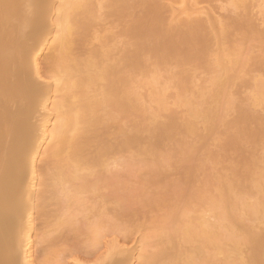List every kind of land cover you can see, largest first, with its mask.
I'll return each mask as SVG.
<instances>
[{"label":"bare ground","instance_id":"6f19581e","mask_svg":"<svg viewBox=\"0 0 264 264\" xmlns=\"http://www.w3.org/2000/svg\"><path fill=\"white\" fill-rule=\"evenodd\" d=\"M205 1L203 2L205 3ZM224 1H221L224 5H231L234 10L242 9L244 14L241 15V13L235 12L237 16L233 17V12L232 15L230 14L232 16L230 18L223 15L224 22L219 17L221 24H218L213 19L202 18L204 15L201 13L205 10H200L199 7H196L198 4L200 5V2L197 4L198 0L197 2L193 0L194 4L191 3V0H58V5L57 3L55 5V0H0V264H34L32 262L34 258H31V249H33L31 248L33 242L31 232L35 220L33 217L34 211H36V214L40 212V214H37L39 218L44 214L42 211L44 212L45 208L47 210L51 201L54 202L62 196L61 199L64 198L60 200L63 202L68 195V201H71L72 191L77 193V191L81 192V190L87 188L86 191L94 189L91 188L93 181H91L90 176L94 172V176L98 174L96 168L108 170L107 167L109 168L113 163L117 164V160H121L124 157H121V155L126 152L132 153L131 155L133 156L134 153L136 156L140 155V157L147 156L143 160L149 169L157 166L159 169L161 167L164 169L163 167H165L166 171L168 170L166 165L171 159L167 158L168 154L171 156V153L177 147L179 150L181 148V152H178V149L176 152L180 156L182 154L181 158H179L181 162L183 161L181 165L184 161L187 165L184 166V170H182L183 168L180 169L183 165L179 167L184 173V175L181 173L182 175L180 176H183L181 178L183 180L191 178L194 169L190 165L188 166V163H191L190 158H192L193 152L189 150L190 146L187 145L188 141L186 138L192 139L190 136H196L202 140L204 139L203 137L206 139L208 134L215 135L218 130L219 132L221 131L218 129L220 128L219 123H224L225 127L222 130L223 132L216 133L221 134L220 137L223 136L222 140L220 138L222 142L221 149L224 153H231L234 156L235 167L230 170L233 174L231 173L229 178L225 175H223L225 177H218L217 181L213 180V178L217 179L215 178L217 175L213 176V178H211L212 176L209 177L212 180L208 178L210 180H207L209 183L214 181L216 189L219 187L220 191L218 194L221 192V195H219V201L217 200L218 197L215 199L213 197L209 200V203H205H208L212 208L211 210L216 212L217 210H222L224 213H228L226 210L229 209L230 219H227V222L230 220L231 226L228 225L227 227L225 224V228L227 227V231L224 229L226 231L224 232L225 234L218 233V231L216 233L214 230L217 229L213 225L215 223L202 218L201 222L205 224L201 223L199 228L186 227L181 234L185 240L190 236L192 238L194 235L199 236L200 246L193 247L192 250H187V252L186 250H181L180 247L182 245L180 246L179 241H177V236L173 235L168 239L169 244H172L173 248H175L173 254H166L167 247L158 242L155 244V250L149 251V257L145 260L144 252L147 251L146 247L151 245L149 242H145L140 254L137 256L138 264H218L219 262L216 259V254L218 253H223L229 257L228 262L230 264H233L236 260L239 261L237 264H264V230L260 231L256 225L247 223L248 218L251 221L253 220V222L261 221V219L264 221V169L261 172L255 168V149L253 151L250 149V153L255 154L254 156L252 155L253 157L250 156L251 154L249 156L245 154L246 146L250 145L249 148L256 146L255 148L257 149L259 144L262 145L264 143V118L261 116L262 114H259L260 112H255L253 109L254 104L255 106L256 104L261 105V102L264 101V79L254 78L256 80L255 85H257L254 88L257 89L256 92L251 90L255 92L252 95L253 98L255 97L253 100L255 103L248 102L249 105H253V107L251 105L252 108H249L250 106L247 108V103L240 101V99L238 101V98L236 99L237 101L233 100L232 97L235 95V91H233V96H230L232 88L229 90V87L235 88L236 84H239L244 72L248 73V70L245 69L246 66H250V64L247 65L243 61V56L239 54L240 47L242 46L241 49H243V46L247 45L245 42H249L251 34V40L252 38H255L254 40L259 39L258 37L263 35L258 26L256 27L254 22H251L253 21V18H250L252 13L249 14L248 10L253 12L257 8V10L262 9L264 11L263 6L261 7L264 4V0H258V2L256 0L254 5L253 3L250 4L251 0ZM188 2L189 4H187ZM260 2H263V4ZM258 3L261 9H259ZM185 4H187V7L195 5V9L197 8L196 10H199L198 12L200 13L194 12V8H191L192 10L190 8H179V6L181 7L182 5L183 7ZM250 5L256 7L249 9ZM105 9L106 11H103ZM263 11L259 12L264 13ZM167 12H170V17H167L169 15ZM192 12L193 15L194 13L200 14V16L195 15L199 18H193L194 16H191ZM179 13L182 16L185 13L187 16L182 17ZM179 16L182 18L180 17V19ZM107 19L108 21L103 22ZM112 21L115 22L112 23ZM101 22L110 25V27L111 25H117L118 27H112L116 28L118 32L116 29L113 32L112 27L111 30H109L110 27L108 26L104 28ZM98 24L106 30L104 33H108V36L110 31H112V34H119V36L117 35L118 38L122 36L121 38L126 40L124 41L125 44L127 43L126 45L123 41L124 45L121 43L123 48H121V45L116 47L118 49L119 47L121 48L118 51L119 53L116 49L115 51L105 49L110 42L106 39L108 37L107 34L102 35L103 29L99 28ZM97 26L101 35L98 33V28L96 31H92ZM107 28H109V31H107ZM52 29H56L54 30L55 34L52 33ZM256 29L262 35L259 34L260 32L256 34ZM91 32H93L92 36ZM51 34L54 39L48 42L49 39L47 38ZM95 35L96 37H94ZM99 36H102L103 39L101 40ZM97 37V41L100 44L96 46L94 43L96 47H94V44L91 46L92 42L90 40L94 42ZM261 39L262 37L260 41ZM243 40L247 41L242 43ZM52 43L54 44L52 45ZM46 45L49 46V56L46 54L47 58L44 59L47 62L44 63L46 65V68H44L46 73L43 76L41 73L44 70L40 73L41 66L39 67L37 58L43 48L47 47ZM247 46L251 47L249 44ZM247 49L244 50L246 51ZM249 57L252 58V55ZM254 59L255 63L257 62L256 65L259 63V66H257L260 68V63L262 65V62L259 61L262 58L260 60H257L259 59L258 57ZM148 60H152L155 67V69L153 68L154 71L151 69V61ZM258 67L257 69H259ZM160 68L161 70L165 69V71L167 69L166 72L172 73V81L169 79L172 83L174 82V87L177 86L180 91H178V97H176L178 98V103L187 106L188 119L182 120L176 118L177 116H169L166 121H161L160 117H157L158 113H155V115L153 114L154 117L150 118L151 122L149 125L142 126L141 121H139V124L137 120L131 127L132 129L130 128L131 131L127 129V132L126 129H123L125 128L124 125H119L122 123V119L127 116L123 118L121 116H129V114H136L137 112L136 115L139 114L138 117H141L140 113L143 112V110H140L142 106L139 103L141 96L136 91L137 86L135 87V84L138 83L137 76L146 75L148 70L152 74L155 73V77L152 79L155 80L153 82L150 80L151 88L153 87L152 93H150L153 96L151 100L158 101L157 103L162 107L160 110L166 108L167 94L162 88H158L161 92H158L156 88L158 84L156 82H160L158 77ZM199 68L202 72L210 74L207 79H204L203 84L206 82V86H202L203 88L200 89V91L203 90L204 92H201L203 95L200 99H198L200 93L196 98L193 96L199 91L197 79L200 76L198 77L199 74H196V70H200ZM261 68L263 67L261 66ZM255 71L257 72V70ZM249 73L251 72L249 71ZM195 74L198 77L197 79ZM237 78L240 80L238 81ZM243 79L247 80V78ZM146 85H149V83ZM252 85L254 84L252 83ZM194 87H197V90ZM199 87L201 86L199 85ZM192 88L196 93H194ZM204 88L208 91V94L205 93ZM191 90H193V95ZM227 90L229 91L227 92ZM187 92L192 96V99H198V102L188 98ZM240 92V90L237 91L239 95ZM205 94L208 95V99ZM151 95H149V98ZM51 99L53 101L50 104ZM209 99L210 102L208 101ZM220 100H223L224 105H226L225 109L227 112H230L227 109H232V111L234 109L233 112H236L232 117L233 119H229L230 121L224 118L226 122H223V119H221L223 115L217 113L219 106L220 112L223 111ZM235 101L241 103L237 105ZM218 102L220 103L219 105L217 104ZM233 103H236V105ZM242 103H246V105H242ZM52 111L55 113V121H53L54 123L50 130L48 129V124L51 122ZM218 114L221 115L219 116ZM115 120L120 123L118 122L119 124L116 123V125ZM198 120H202L201 122L204 126L206 124L205 129H203L205 130L204 133L208 132V134L205 133V136L203 132V135L200 134L201 130L197 127ZM111 122L116 126H120V130L118 127L116 128L117 138L120 137L117 141L113 140V138L110 144L108 137L111 139L110 135L114 134V132L110 131L114 127ZM107 125L111 126V128H108ZM104 129L105 131H99ZM106 129H110L108 130L109 135ZM47 139H50L49 144H52H48V149L44 150L49 162L41 175V172L39 173L36 168V159L39 156L41 145ZM169 142H176L178 145L174 150L169 147L168 150L170 152H165L167 156H164L163 148ZM93 143L97 146V149H94L95 153L91 151L92 149L88 150L90 146H95ZM191 146L193 148V144ZM89 151H91L90 154ZM124 151L126 152L123 153ZM161 153L164 154V157L161 156L160 159ZM45 155L43 158H45ZM117 155L119 156L117 157ZM178 155L176 154V156ZM154 157L157 158L155 159ZM135 158L137 157L134 156L132 159L135 160ZM208 158L213 157L209 154ZM111 159L114 160L112 161ZM110 161L113 163L109 165ZM119 164L125 166L126 162L123 161L122 164ZM169 164L172 165L171 163ZM159 169L156 172L165 178L166 176L162 175L166 174L164 173L165 171L163 170L164 172H162ZM81 171L82 173H80ZM102 171H99L101 173L97 177L100 178L99 175L102 174ZM191 171L193 172L191 173ZM159 174L158 176H160ZM221 175L219 174L218 176ZM103 176L104 173L101 177L103 178ZM167 176L169 177L170 175L168 174ZM160 177L157 178L158 181L156 183L159 182ZM99 178L97 179V185L101 184L99 183ZM102 178L100 179L102 180ZM188 180L183 182L187 183L188 181L190 183L191 179ZM94 185L96 186V181ZM38 187L41 190L39 189L36 192ZM99 187H95L96 190L100 189ZM92 191H95V189ZM59 192L60 194H58ZM201 192L204 191H200V194L196 193V197L199 196V200L206 199L207 196L203 197ZM258 194L260 197H256L254 201H246L252 195ZM53 195H56L54 200L51 199L52 197L55 198ZM72 200H75L74 196ZM61 201L59 202L61 203ZM74 203L71 202V204ZM46 204L48 206L45 207ZM238 205H244L247 208L245 209L246 215L237 213ZM224 213H219L220 219L226 216V214L224 216ZM46 214L45 211L42 217ZM223 220L225 219L223 218ZM224 222L226 223V221ZM223 224L220 223L219 225ZM219 225L218 227L220 228ZM40 232L42 233L43 231L40 230ZM45 233L43 234L44 236ZM47 233L49 232L47 231ZM36 235H38L37 230ZM44 236L36 237L44 238ZM47 237L45 239H48ZM99 237L101 236L99 235ZM221 237L230 242L229 248H226V245L219 241ZM40 240L38 239L37 241ZM114 240L116 242L112 241V247H108V252H104L106 254L102 253L99 255L101 252L97 254L95 251V257L93 255L94 259L93 257V260L91 259L92 263L89 262L88 264H129L127 262L128 258H126L127 255H124L125 250L120 247L121 245L118 244L119 241L117 239ZM43 242H45L44 239ZM211 243L215 246L213 252H211L212 249L209 250L208 248V244ZM243 248H245V251ZM57 250H55L56 253ZM69 250L72 251H67L69 253L64 254L66 255L64 256L66 258L63 257L64 262H68L67 258L73 260L75 264L78 262V264H87V261H89L86 259L87 261L83 260L84 262L82 263L80 258L77 259L75 256H71L74 253L72 247ZM48 254L51 253L48 252L46 255ZM46 255L43 256L45 257L43 259H46V263L48 261L47 264H55L56 262L57 264H64L63 260L60 262L62 258H59V255L54 256L51 254L49 258H46ZM55 258H58L59 261ZM42 260L38 261L37 264L44 262ZM78 260H81V262Z\"/></svg>","mask_w":264,"mask_h":264},{"label":"rangeland","instance_id":"374dc122","mask_svg":"<svg viewBox=\"0 0 264 264\" xmlns=\"http://www.w3.org/2000/svg\"><path fill=\"white\" fill-rule=\"evenodd\" d=\"M57 1L58 0H55V5H56ZM191 1H192L191 3H193V0H191ZM200 1L201 0H198V2H197V0H196L197 4ZM203 1H205V0H202L201 2H203ZM221 1H223V0H206L205 3L203 2L201 4V2H200V5L198 4L199 6L197 5L196 7H199L200 10L201 9L202 10H205L204 11L205 13L203 11H201V12H203L201 14L204 15V16L201 15L202 18H204V19H206V18L207 19L208 18L209 19H213L218 24H221L220 23V20L222 22H224L223 15L225 17H227V18H230L232 16L233 17L234 16H237V14H235V12H239V13H241V15L244 14V10H242V9L234 10L231 5H227V4L224 5ZM228 1L229 0H227V2ZM251 1H250V4L251 3H253V5L256 4V0H255V2H254V0H253V2H251ZM257 2H258V0H257ZM263 2H260V3L263 4ZM187 4H189V2ZM187 4L184 5L186 7H184V6L182 7V5H181V7L179 6V8L180 9H182V8H187V9L188 8H190V9L191 8H194V10H193L194 12H198L199 11V10H196L197 8L195 9V5L192 6V4H191L192 7H187ZM57 5H58V3H57ZM257 5L259 6V3ZM201 6H202V8H201ZM205 6H206V8H205ZM224 6H226V7H224ZM227 6H228V8L230 10H232L231 12L227 8ZM262 6L264 8V4L261 5V7ZM255 7L256 6H253V7L251 6V7H249V9L250 8L253 9ZM261 7L259 9H261ZM225 8L228 9L229 12ZM254 10L255 11H253V12H251V10H248L249 11V14L250 13L253 14V15L251 14V17H250V18H253V21H251V22L252 23L254 22V24L256 25V27L258 26V29L263 33V35H262L261 32L258 31V29H256L257 33L254 31L256 34H258V32H260L259 34L262 35L261 36L262 39L260 41V38L261 37L260 36L258 37L256 34H253L254 36H257L259 39L254 40L255 38L254 39L252 38V40H251V37H252V34H251V37L248 40L249 42H245V44H247V45L249 44V45H251V47L250 46H247V45H245L246 47L243 46L244 47L243 49H241L242 46L240 47V53L239 54H241V56H243V58H242V59H244L243 61L246 62L247 65L250 64V66H246V68L243 66L245 69L248 70L247 71L248 73L244 72L245 70L243 71L244 72V75L246 74V76L243 75V78H247L248 81L240 77L242 80L239 79L240 80L239 84H236V86L238 85L237 86L238 88L235 85H234L235 88L229 87V90L232 88L231 89L232 92H231V95L230 96H233L232 95L233 94V91H235L234 94L236 96L234 95L232 97L233 100L234 99L236 100L238 98L237 99L238 101L240 99V101L246 102L247 103V108L249 106H250L249 108H252L253 107V105L251 104L252 105V107H251V105H249L248 102H251L252 103L253 100H254V98H255V97L254 98L252 97V95L255 94L256 89H257V88H254L255 86H257V85H255V82H256L255 79L258 78V77H259V80H260V78L261 79H264V70H263L264 69V64H263L264 63V60H263L264 57H262V56H264V52H263L264 51V18H263L264 17V13L259 12V11H263L262 9L261 10H257V8H255ZM103 11H106V9L103 10ZM167 13H169V15L167 14L168 15L167 17H170V12H167ZM198 13H200V12H198ZM198 13H194V15H193V12H192V15L191 16H194L193 18H195L196 16H200V14H198ZM232 13H233V15H232ZM239 13H238V15H239ZM179 14H181V13H179ZM230 14L232 16H230ZM185 15H186L185 13H184V16H182V14H181L182 17H186L187 16V15L186 16ZM181 16H179V18ZM219 17H220V20H219ZM53 18H54V16H53ZM196 18H199V17H196ZM106 21H108V19L105 20V21H103V22H106ZM114 22L112 21V23H114ZM104 24L101 22V25L104 28H106L107 26L110 27V25L105 24V26H104ZM254 24H252V25H254ZM98 26H99V28L103 29V31L102 30L101 31L103 33L102 35H104L105 34L104 32H106V30L104 28H102V26L100 27V24H98ZM98 26L94 30H92V31H96V29L98 28ZM112 26L113 25H111V27ZM115 26H117V25H115ZM115 26H113V27H115ZM111 27H110V29L107 28V31L111 30ZM99 28H98V30H99ZM115 29L116 28H113L112 31L115 32ZM54 30H56V29H54ZM54 30L52 29V33L53 34H55V31ZM112 31H110V34L111 35L109 34V36H108V33H106L107 36L109 37V39H108V37L106 39L109 40L110 43L108 44V47L106 46L105 49H107L109 51L110 50H114L115 51V49H116L117 52H118V51L121 50V48H123L122 45L125 44L124 41H126V40H123L121 38L122 36L120 38H118L117 35L119 36V34H117V35L116 34H112ZM116 31H117V29H116ZM92 33L93 32H91V36H92ZM98 33L101 35L100 30L98 31ZM98 33H97V35H99ZM94 34H96V33L94 32ZM52 36H53L52 34L49 35V37L47 38V39H49L48 42L52 41L51 39H54V37L52 38ZM94 37H96V35ZM99 38L101 40L103 39L102 36H99ZM95 39H96V41H94V42L92 40H90L92 42L91 43V46L94 43L96 44V46H98L100 44L97 41L98 37L95 38ZM106 39L104 38V40H106ZM104 40H103V42H105ZM122 41H123L124 44L122 43ZM244 41H247V40H243L242 43H244ZM54 43H55V41H54ZM54 43H52V45ZM121 43H122V45H121ZM95 44H94V47H96ZM102 44H104V43H102ZM118 45L119 46L121 45V48L119 47L120 50L118 48H116ZM241 45H243V44H241ZM49 46L43 48V51H41L40 54L38 55L37 62L39 64V67L41 66L40 67L41 68L40 73L42 72V70H44V68H46V65H44V63L47 62V60H44V59L47 58L46 56L48 55V52H49V50H48L49 49ZM244 49H247V50L245 51ZM50 52H51V50H50ZM118 53H116V54H118ZM260 53L263 54V55L261 56ZM251 55H252V58L249 57ZM260 56H261L262 59L260 58ZM257 57L259 58L257 60H260V59L262 60V61L261 60L259 61V62H262V65L260 63V68L258 67L259 66L258 65L259 63L257 64L258 66L256 65L257 62L255 63V59L254 58H257ZM148 61H151L150 62L152 64V68L151 69H153V68L155 69V67H154V65L152 63V60H148ZM249 61H252V62L249 63ZM151 64H149V66H151ZM252 65H255V66H252ZM261 66L263 68H261ZM252 67H254V69H252ZM257 67L259 69H257ZM154 69L152 71H154ZM149 70L147 71V73L150 72V73H148V76L149 77L147 76V73H146V75H139L136 78L137 81H138V83L135 84V87L137 86V88H136L137 90L136 91L139 92L140 93L139 95L141 96V99H139L140 100L139 103L141 104L140 106H142L140 108V110L141 111L143 110V112L140 113L141 114L140 115L141 117H138L139 114L136 115L137 114V112H136V114L135 113H131V114H129V116L128 115H122L121 116L122 118L124 116H127V117H124L123 119L120 117V119H122L121 122L123 124L119 122L120 119L118 121L120 124L117 122L118 119L115 120L116 121L115 124L118 123L119 125H122V126L124 125L125 128H123V129H126V131H127V129L129 131L130 128L133 127V125L136 123L137 120H138V122L141 121V125L142 126L149 125L150 122H151L150 118L154 117L155 113L156 114L158 113L157 114V117H160L161 121H164V120L166 121V119H168L169 116L170 117L177 116L176 118H179V119H182V120L188 119V117H189V113H188L187 106L178 103V100H177L178 98L177 97H178V91H179V89H178L177 86H176L177 89H176V87H174L175 86L174 82L173 83L171 82L172 81V78H171L172 73L166 72L167 69H166V71H165V69H162V70H161V68L159 69L160 70V75H158V77H159V81L160 82H156V83H158L156 88L157 89L158 88L159 89L162 88L166 92V94H167L166 95L164 93L166 95V97H167L166 98V104H167L166 105V108L160 110V108H162V107L159 106V103H157L158 101L156 100V102H155V100H151L153 96L150 93H152V88L153 87L151 88V84L150 83L155 80V79L152 80L153 77H155L154 76L155 73L152 74V72L149 71ZM200 70L197 69L196 70V74L197 75L199 74L198 77L200 76V78L203 81L200 78L197 79L198 77H197L196 74L195 75H196L197 82L199 83V85L201 87H199V85H198V90L199 91H197V93L192 88L194 90V93H196L194 95L192 93L193 90H191V93H192V95L195 98L200 93L199 94L200 96H198L199 98L197 97L198 99H200L202 97V95H203V94H201V92H203V90L200 91V89L203 88L204 86H206L205 85L206 82H205V84H203L204 79H207L209 77V75H210L207 72H205V73H207V74H205L204 71L202 72V70L201 71ZM255 70H257V72ZM260 70L261 71L263 70V71L261 72ZM249 71L251 73H249ZM45 73L46 72L44 70L41 73V75L45 76ZM249 75H251V76L249 77ZM253 75L254 76L257 75V76L254 77ZM169 78L171 79V81H170ZM150 80H151V82H150ZM237 80H238V78H237ZM241 81H243L244 83L241 82ZM251 81H253V82H251ZM148 83H149V85H146ZM252 83L254 85H252ZM250 85L253 86V87H251ZM165 87H166V89H165ZM159 89H158V92H161V91H159ZM195 89L197 90V87ZM251 89L252 90H255V92H253ZM163 90H162V92H164ZM229 90H227V92ZM238 90L241 91L240 92V95H239V93H237ZM154 92H156V91H154ZM205 93L208 94V91H206V89H205ZM139 95H137V96H139ZM149 95H151L150 98H149ZM207 96L208 95H206V97ZM209 96H210V94H209ZM52 97H54V96H52ZM187 97L190 98V99H192L191 98L192 96L189 95V92H187ZM206 97H205V99H206ZM234 97H236V98H234ZM250 98H253V99H250ZM53 99L50 100V104L53 101ZM198 99H194V100H197V102H198ZM207 99H208V97H207ZM246 99H247V101H246ZM248 100H250V101H248ZM204 101H206V100H204ZM208 101L210 102V99ZM221 102H222L221 108L223 109V111L221 109L222 112H220V106H219V109H217L219 112L217 111V113H221L223 115V117L221 116V119H223V122H226V119L228 121H230L231 118L233 117V115L236 112H233L234 109H233V111H232V109H230V110L227 109L228 111H230V112H227L226 109H225L226 105H224L223 100ZM236 103L238 105L241 102L240 103L239 102H236ZM236 103H233V104L236 105ZM246 103L245 104L242 103V105L243 104L246 105ZM254 103H255V101L253 102V104ZM261 103H262L261 105H259V104L257 105L256 104V106L254 104L253 109H254L255 112H257V111H258V113L260 112L259 114L260 115L262 114L261 116L264 118V101L261 102ZM214 104H216V103H214ZM217 104L219 105L220 103L218 102ZM224 109H225L226 112L224 111ZM253 109H252V111H253ZM235 110H236V108H235ZM54 115H55V113L52 111L51 112V117H50L51 122H49V124H48V126H49L48 129H50V130H51L52 126H53V123H54L53 121H55ZM225 115H226V117H225ZM119 116H118V118H119ZM224 118H226L225 121H224ZM201 121L198 120L197 127L200 128V130H201L200 131V134L203 135V133L205 131L204 130L205 129L204 127L206 126V124L204 123L205 124V126H204ZM111 124H112V122H111ZM139 124H140V122H139ZM108 125H107V127L108 128L109 127L111 128V126H108ZM112 125L114 126L113 128H111L113 130L106 129V132L108 130L114 132L113 135L112 134L110 135L111 136V139H110V137H108L109 131L107 132V134H108L107 137L109 139V143L110 142L112 143V139L113 138H114L113 140H116L117 141L119 139V137H120L119 136L117 138L118 133H116V130H117L116 128L118 127V129H119L120 126L119 125L116 126L117 124L114 125V123ZM219 126H220V128H218V129H220L221 131L219 132V130L217 129L218 130L217 132L221 133V132H223L222 130L225 128L224 127V123H219ZM119 130H118V132H119ZM99 131H105V129L104 130H99ZM205 133L208 134V132H205ZM205 133H204V136H205ZM216 133H215V135L214 134H212V135L211 134H208V137H206V139H205V137H203L204 139H202V140H200V138H197L196 136H193V137L190 136L192 139H189V137L186 138V140L188 141V142L186 141L187 142V145L190 146L189 147V150H191L193 152L192 155H191L192 158H190L191 159V163L190 164L188 163V166L190 165V167H193V169H194L193 170L194 173H192L193 171H191V173H192L191 174V178H188V179H191L190 183L188 182L189 181L188 179H184L185 181L188 180L187 183L186 182H183L184 180L181 179V178H183V176H180V175H182L181 173H183L182 170H184V166L187 165V164L184 161V163L182 164L183 166L181 165V163L183 161L181 162L179 158H181L182 154L180 153L181 154V156H180L176 152V150L178 149V147H177L178 144L176 142H174V143L172 142L173 143V145H172V143L169 142L170 145L173 146V147H171L170 145H168L169 144L168 143L167 145H165V148H163L164 150L161 148V150H163L162 152L164 154H165V152H167V153L170 152V150H168L169 147L171 148V150L172 149L174 150L176 147H177V149H175V151H173V153H174L175 156L173 155V153H171L173 155V156L171 155L172 157L169 156V154H168V157L167 158H171L169 160L170 161L169 163H171L172 165H170L168 163L169 166L166 165L167 166V169H168L166 171H165V167H163L164 169H162V167H161V169H159L157 166L156 167L153 166L152 169H149L146 166L145 161H144L147 156H142L141 155L142 157H140V155H137L136 156L135 153H134V156L137 157L134 160V159H132L134 157L133 155H131L132 153L130 154V152L128 153V152L124 151L123 153H125V152L126 153L123 154V155H121V154L120 155H121V157L124 156L125 159H123L124 157H122L121 160H117L118 161L117 164H119V163L122 164V162L124 161V162H126L125 166L124 165L122 166L120 164L117 165V164H115V163L112 162L114 159L113 160L111 159L112 161L109 162V165H110V163H113V164H111L109 166V168L107 167L108 170H106L105 168H103L106 171L105 170L102 171L103 169H101V168L98 169L99 167L96 168L97 169L96 171L98 172V174L101 173V172H99L100 170L102 171V174L104 173L103 178L101 177L102 174L99 175L100 178H102V180L99 177H97L98 174L95 175L97 178L93 175L95 172L92 174V176H90L91 177L90 178L91 181H93V183H92L93 185H92V187L91 186L90 187L91 188H94L95 191H92L94 189H90V187H89L90 190H88V191H86L88 188L85 189V190L84 189L83 190L80 189L81 192L80 191H77V193H76V191L75 192L72 191L71 194H73V195L70 194L72 196V198H70L71 201H68V198H67L69 196L68 195L66 197V200H64L66 202H64V201L62 202L61 201L64 198L63 197L61 199V197H62L61 195H60L61 196L60 198H57V199H59L57 201L56 195L60 194V192L58 194H56L55 196L53 195L55 198L52 197L51 199H53V200L56 199V200L54 202L50 200L51 202H50V205L49 206L47 205L48 203L45 205V207L46 206H48V207H47V210L44 207L45 210L43 209L44 212L42 211V213H44V214H45V211L47 213L44 217H42L44 214L41 213L42 216H40L38 218V215L37 214L38 213L40 214V212H38L36 214V211H34V214L35 215L33 214L34 219L35 220L38 219V220L37 221L34 220V226H33L32 232H31L32 234L30 233L32 235L31 239L34 242V243L32 242V247H31L33 249L30 248L32 250V251L30 250L32 252L31 258H34V259L36 258L35 260L34 259L33 260L31 259L32 262L34 264H37L38 261H41L43 258H45L43 256H45L48 252H50L54 256L55 255L56 256L59 255V258H62V259H60V262L62 260L64 262L63 257L66 256L64 254L65 253L67 254V253L71 252L72 250L70 251L69 248L72 247V249L74 250L73 251L74 253L71 256L72 257L75 256V258H77V259L80 258L82 260V263L84 262L83 260L87 261L86 259H88L89 260V261H87V264H88L89 262H91L94 259V257H95V254H94L95 251H96L97 254L99 252H101V253H99V255L102 254V253L103 254H106L104 252H106V251L108 252L107 249H109L110 247H112V241L116 242L114 239H117V241H119L118 244L121 245V246L120 245H118V246H120L122 249L125 250L124 255H127V257H126V258H128L127 259L128 260L127 262L129 264H138V258H137V256L140 254L141 248H143V245L145 244V242H149V244L152 245V246L150 245V246L146 247V250L147 251L144 252L145 253L144 259L145 260L148 259V257H149L148 255L151 252V250L152 251L155 250L154 249V248H156L155 247V244L158 243V242L164 244L165 245L164 247H167L166 248V254H173L175 252V248H173L172 244H169V242H168V239L171 236H173V235L177 236V241H179L180 246L182 245L180 247L181 250H184V251L186 250V252H187V250L188 251L190 249L192 250L193 247L200 246L201 241L199 240L200 239L199 236L194 235V234H193L194 235L193 238L196 237L195 238L196 241L193 240L192 236H190L191 239H190V237H188L187 240H185L182 237L183 235H181L182 234V230H184L186 227H189V226L199 228V225H201V223H203V222H201L202 218H204V220L208 219L211 222H214L215 224H218L219 221H220L221 224H223V222L226 221V223L224 222V224L221 225V226L219 225L220 223L218 224L220 226V228L218 227V225H215V224L212 223L215 226V229H217V230H214L213 229L214 232L217 233V231H218V233L225 234L224 232L227 231L226 228L231 223L230 220H228V222H227V219H230V215H229L230 214V211H228L229 209L226 210L228 213H226V212L224 213L222 210H217V212H216V211L211 210L212 208L210 207V205L208 203L210 202L209 200H211L213 197H214L213 199H215V198L218 197L217 200L219 201V199H220L219 198L220 197L219 195H221V192L218 194V192L220 191V189H219V187H218V189H216L217 187L215 186L216 184H214V181H217L218 180V177H225V176H227V178H229V176H231V173H232L230 170L235 167L234 166L235 162H233L234 161V156L231 153H224L222 151V149H221V143H222L221 140H222V137L223 136L220 137L221 134H219V133L216 134ZM115 134H117V135L115 136ZM94 135L96 136V134H94ZM220 138H221V140H220ZM198 140H199V142H198ZM191 141H192V143H191ZM194 141H196V142H194ZM49 142H50V139L49 140L47 139V140H45L43 142V144L41 145V148L39 150V156L36 159V168L39 171V173L41 172L40 173L41 175H42V172L44 171V169L46 168V166H47V164L49 162L48 159H47V155H45L46 152L44 151V150L48 149L47 147H48ZM113 142H115V141H113ZM190 143L193 144V148H192V146H191ZM50 144H52V143H50ZM95 144L97 145L96 142H95ZM95 144L93 143V145H95ZM96 145L93 146L95 148H93V147L90 146V148H88V150H91L92 149L91 151H93L95 153L94 149L95 150L97 149V146ZM249 146L248 147L247 146L245 147V148H247V150H245V154H247L246 156H249L250 154H251L250 156H252V155L254 156L255 154L254 153L252 154L250 152H251V150L252 151L254 149L256 150L255 151V153H256V156L255 157H257L256 160H255V157H254V162H255L254 164L256 165L255 168H256L257 171L260 170L262 172L263 169H264V147H263L264 146V143L262 145L259 144V146H258L257 149L255 148L256 146L255 147L254 146H251L250 148H249ZM260 146H262V147H260ZM252 147H254V148L252 149ZM181 150L182 149L180 148V150L178 152H181ZM189 150H187V151H189ZM91 151H89V154H90ZM163 153L160 154V159H161V156L164 155ZM176 154L178 156H180V157L176 156ZM209 154L213 158H208V155ZM44 155H45V158H43ZM183 155H184V153H183ZM118 156L119 155H117V157ZM164 156H167V154H165ZM148 157H151V156H148ZM172 158H174V159L172 160ZM150 160H151V158H150ZM182 160H184V159L182 158ZM179 167H181L180 169H182V168L183 169L180 170ZM157 169L161 170L162 172L165 171L164 173H166V174L169 172L168 174L170 176L168 177L167 176L168 174L167 175L166 174H162V175L166 176L165 178H163V176H161L159 173H157L158 172ZM38 171H37V173H38ZM80 173H82V171ZM156 173H157V175H155ZM158 174L162 178L160 176H158ZM193 174H194V177H193ZM219 174H222V175L221 176H218ZM89 175H91V174H89ZM183 175H184V173H183ZM223 175H225V176H223ZM213 176H216L215 178H217V179H214ZM158 177H160L159 178V182L156 183V181H158V179H157ZM192 177H193V179H192ZM209 177L213 178L214 181H212L211 183H209V181H210L209 179H211ZM98 178H99V183H101V184H99L100 187H99V185H97V181H98L97 179ZM207 180H209V181H207ZM95 181H96V186L94 185L95 184ZM206 181H207V183H209L208 185H206L207 184ZM204 183H206L205 184L206 186L204 185ZM95 187H97V188L99 187L100 189H97L96 190ZM39 189H40V187L36 188V192ZM200 191H204V192H201V193H203L202 194L203 197L204 196H207L206 199L204 198L205 200L204 199L203 200L202 199L199 200L200 199L199 196L196 197V193L200 194ZM76 194H78V195H76ZM215 195H217V196L215 197ZM64 196H66V195L64 194ZM73 196L75 198V200H74L75 203L72 200L73 199ZM76 197H77V199H76ZM78 197H80L81 199L79 198L80 199L79 200ZM256 197H260V195L259 194L258 195H252V197L248 198L246 201H254L256 199ZM59 201H61L62 204ZM67 201H68L69 204L67 203ZM71 202H73L74 204H71ZM205 202H208V203L206 204ZM51 203H53V204H51ZM62 205H63V208H62ZM237 207H239V209L237 211L238 214H241L242 213V214L246 215L245 209H247V208L244 205H238ZM60 209H61V211H60ZM58 210H59V212H58ZM39 211H41V210H39ZM60 213L63 216H61ZM219 213H224V216L226 214V216L223 217L225 220H223V218L220 219ZM218 219H220V220H218ZM63 220H64V222H63ZM208 220H207V222H208ZM259 221L253 222V220L251 221V219L248 218L247 223H251V224L256 225L257 228H258V230H260V231L261 230H264V221L262 219H261L260 222ZM35 222H36V224H35ZM69 222H72V223H69ZM227 223H229V224H227ZM203 224H205V223H203ZM225 224L227 226L226 228H225ZM48 226H49V229H48ZM113 226H114V228H113ZM216 226H217V228H216ZM221 228H223L222 229L223 232L221 231ZM34 229H35V231H34ZM38 229H40L43 232L41 233L40 230H38ZM36 230H37V234L38 235H36ZM46 230L49 233H47ZM44 232H46L45 233V236L43 235ZM47 235H48V237H47ZM99 235L101 237H99ZM36 236H38V237L44 236V238H38ZM45 237H47L48 239H45ZM223 237H221L219 239V241L222 244L226 245V248H227L230 245V242L227 241L226 239H223ZM38 239H41L42 241L41 240L40 241H37ZM43 239H44L45 242H43ZM190 240H192V241H190ZM208 245H209V247L207 245L206 246L209 248V250L212 249L211 252H213V250H214L213 248L215 246L212 245V243L211 244H208ZM56 249H58L57 250V253L55 252ZM243 249L245 251V248H243ZM67 251H69V252H67ZM215 252H216V249H215ZM51 254L46 255V258H49V256ZM97 254H96V256H97ZM93 255H94V257H93ZM71 256H67V257L72 258ZM51 257L53 258V256H51ZM51 257H50V259H51ZM92 257H93V259H92ZM64 258H66V257H64ZM75 258H73V259H75ZM55 259H57V261H59L58 258H55ZM216 259L219 262V263L217 262L218 264H230L228 262L229 257H227L223 253L216 254ZM45 260L43 259L42 261H44L46 263ZM47 260H49V259H47ZM66 260L69 263L65 261L64 264L65 263H67V264H71V263L75 264L74 261L71 260V259H68L67 258ZM81 260H78V261L81 262ZM50 261L52 262V260H50ZM53 261H54V259H53ZM44 262H41L39 264H42ZM238 262L239 261L236 260L233 264H237ZM47 263H48V261H47ZM55 264H57V262Z\"/></svg>","mask_w":264,"mask_h":264}]
</instances>
